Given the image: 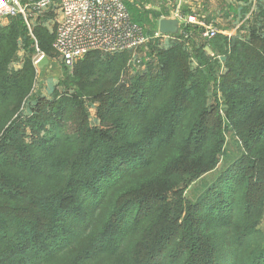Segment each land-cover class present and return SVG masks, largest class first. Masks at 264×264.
Returning <instances> with one entry per match:
<instances>
[{
	"label": "trees",
	"instance_id": "16d2710c",
	"mask_svg": "<svg viewBox=\"0 0 264 264\" xmlns=\"http://www.w3.org/2000/svg\"><path fill=\"white\" fill-rule=\"evenodd\" d=\"M184 11L219 32L90 51L46 86L55 12L0 21V264H264V0Z\"/></svg>",
	"mask_w": 264,
	"mask_h": 264
},
{
	"label": "built area",
	"instance_id": "2783aa9c",
	"mask_svg": "<svg viewBox=\"0 0 264 264\" xmlns=\"http://www.w3.org/2000/svg\"><path fill=\"white\" fill-rule=\"evenodd\" d=\"M195 1L176 0L167 14L160 15L156 29L149 34L133 21L125 0H0V21L7 22L10 16L22 14L30 27V17L52 9L56 24L54 48L62 64L70 67L90 51L136 50L150 41L171 37L173 34L159 31V22L163 18L178 20L180 30L177 34L183 25L199 23L204 27L202 37L213 38L219 32L216 26L200 20L198 14L184 11L186 5ZM46 57V53L37 47L34 65L37 67Z\"/></svg>",
	"mask_w": 264,
	"mask_h": 264
},
{
	"label": "rangeland",
	"instance_id": "374dc122",
	"mask_svg": "<svg viewBox=\"0 0 264 264\" xmlns=\"http://www.w3.org/2000/svg\"><path fill=\"white\" fill-rule=\"evenodd\" d=\"M176 2V0H175ZM146 5L147 6V9L149 10H156V11H163L164 10V7H162V4H161V1L160 0H148V1H145ZM170 4H167L165 8L167 9H171V7L169 6ZM173 6V5H172ZM228 35H233L235 32H236V29H233V30H228L227 31ZM177 34V33H176ZM87 54H85L84 56H86ZM48 59V62L44 63L43 65H38L37 66V77H38V86L39 84L41 85L42 83L45 84L46 86V83L51 79V80H55V81H58V79L60 78H63V77H66V76H72L74 75V72H75V65L73 66H64L59 58V55L57 53L56 56L54 57H50L47 55L46 57ZM44 91H45V88H43ZM227 145H228V154L230 153L231 156H235L234 154H238V151H239V146L241 145L240 142L236 143V142H233L231 140V136L229 134H227ZM230 158H233V157H230ZM224 160L225 158H221V162L219 164V168H221V166L223 165L224 163ZM218 168V169H219ZM215 170L213 171L212 173H209L205 176V178L209 179V182H214L215 181V178L219 175L218 174V171L219 170ZM199 181L194 183L191 187L188 188V190L186 191V195L189 197V198H197L199 197V195L201 194V192H203L204 189H201L199 188Z\"/></svg>",
	"mask_w": 264,
	"mask_h": 264
},
{
	"label": "water",
	"instance_id": "95a60500",
	"mask_svg": "<svg viewBox=\"0 0 264 264\" xmlns=\"http://www.w3.org/2000/svg\"><path fill=\"white\" fill-rule=\"evenodd\" d=\"M180 30V25L177 19H172V18H163L159 22V31L163 34L166 33H171V34H176ZM209 52L211 50L207 48ZM48 62L47 58H43L39 65H43L44 63Z\"/></svg>",
	"mask_w": 264,
	"mask_h": 264
},
{
	"label": "crops",
	"instance_id": "0c3cea01",
	"mask_svg": "<svg viewBox=\"0 0 264 264\" xmlns=\"http://www.w3.org/2000/svg\"><path fill=\"white\" fill-rule=\"evenodd\" d=\"M146 1H148V0H146ZM160 1H161V4H162V7H164V10L161 12V14H167L168 13V9L165 8L167 4H170L169 6L175 4V0H160ZM201 2H203V0H196L193 3L194 8H196L197 5L201 4Z\"/></svg>",
	"mask_w": 264,
	"mask_h": 264
}]
</instances>
